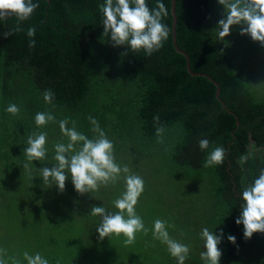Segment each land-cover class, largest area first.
<instances>
[{
	"label": "trees",
	"instance_id": "trees-1",
	"mask_svg": "<svg viewBox=\"0 0 264 264\" xmlns=\"http://www.w3.org/2000/svg\"><path fill=\"white\" fill-rule=\"evenodd\" d=\"M157 2L146 0L150 9ZM161 2L168 9L162 23L169 37L150 57L143 50L134 53L130 46H115L110 33L103 36L99 6L105 0H33L39 7L20 24L22 31L7 38L3 34L13 31L17 21L0 20V160L29 162L28 136L42 132L52 137L45 145L50 154L55 138L68 142L59 128L65 118L68 127L74 121L77 131L94 138L89 121L93 117L112 141L116 163L138 174L160 164L157 170L166 175L169 189L185 193L183 203L172 196L165 216L171 239L178 228L191 236L180 240L196 250L189 251L185 264H204L200 253L205 251V227L217 236L223 233L219 264H264V233L245 239L243 225L235 222L241 215L243 190L264 169V99L221 49L228 36L219 39L218 22L225 17L218 0H175L177 46L188 55L190 71L206 76L186 70L184 56L172 44L171 0ZM30 27L36 29L32 49L26 34ZM213 81L220 88L218 98ZM48 89L54 93L51 103L43 99ZM10 104L20 108L19 115L6 112ZM38 112L51 113L56 122L38 127ZM158 127L164 129L160 136ZM202 139L209 141L204 151L199 148ZM217 146L226 150L223 163L203 167ZM241 156L248 157L243 164ZM143 177L145 194L152 180H162L155 172ZM160 216L151 208L146 216L141 213L148 232H141L134 242L135 254L125 255L128 248L113 235L106 237L107 249L124 250L118 257L123 262L141 254L142 264H177L167 245L153 239L154 221L165 219ZM96 229L90 227V234L98 233ZM229 235L236 238L235 244ZM110 253L114 252L107 258Z\"/></svg>",
	"mask_w": 264,
	"mask_h": 264
},
{
	"label": "clouds",
	"instance_id": "clouds-1",
	"mask_svg": "<svg viewBox=\"0 0 264 264\" xmlns=\"http://www.w3.org/2000/svg\"><path fill=\"white\" fill-rule=\"evenodd\" d=\"M218 4L223 7L225 17L218 22L217 30L221 41L230 35L233 26L239 25L240 35H248L254 42L264 46V0H218ZM38 7L39 4L33 3V0H0V20L15 17L17 21L13 31L3 34L4 38L22 31L20 24L28 21ZM99 8L103 14V36L107 37L110 33L115 46H130L134 53L143 50L146 56L150 57L163 47L169 37V29L162 23V19L168 16V9L161 0H158L155 9H150L146 0H105ZM35 33V27L27 29L30 49L35 48ZM43 99L45 103L52 102L54 93L51 89L44 91ZM6 112L17 116L20 108L10 104ZM153 120L158 123L159 117L155 116ZM89 121L93 125L92 131L97 134L91 139L76 130L74 121L72 127H68L67 118L59 121L60 131L67 137L68 142L55 144L56 165L39 170L43 183L54 181L63 192L70 175L76 192L83 195L98 191L101 186L107 187L110 183H115L123 174L125 191L121 198L114 202L115 208L119 211L113 214L107 212L104 207L93 206L90 214L101 217V223L97 227L101 240L113 234L117 237L123 234L124 244L131 245L135 242L138 232L145 235L148 232L142 218L135 213L138 198L144 191V181L139 175L130 173L126 165L121 167L115 162L112 141L106 137L95 118L89 117ZM49 122H56L55 116L51 113L38 112L35 115V124L38 127H43ZM163 131V127H158L157 136L162 135ZM46 139L47 134L43 132L28 136L25 155L29 162L46 157ZM199 148L201 151L208 149L209 141L200 140ZM225 153L223 147H215L206 157L203 167L222 164ZM247 159V156H241L239 163L243 164ZM242 200L244 203L241 206V215L235 222L237 225H243L245 239H251L254 233H264V169L260 171L258 178L243 190ZM152 231L153 239L167 245L169 254L176 259L177 264H185L189 257V246L170 238L166 222L155 220ZM222 236V232L217 236L207 227L203 228L201 238L205 242V251L200 253V257L204 264H219L222 253L218 245ZM228 240L236 243V238L232 235L228 236ZM3 254L4 250L0 249V264H6ZM24 259L27 264H49L39 253L33 256L25 252Z\"/></svg>",
	"mask_w": 264,
	"mask_h": 264
},
{
	"label": "rangeland",
	"instance_id": "rangeland-1",
	"mask_svg": "<svg viewBox=\"0 0 264 264\" xmlns=\"http://www.w3.org/2000/svg\"><path fill=\"white\" fill-rule=\"evenodd\" d=\"M240 31L241 26H233L228 42L222 44L221 49L225 48L236 72H240L239 75L250 85L253 84L256 88H252L264 99V46L254 42L248 35H240ZM51 138L47 136L46 142ZM60 138L53 140L52 146H49L53 151L42 160L33 163L9 160L8 166L4 160H0V249L4 250L6 261L9 264H27L24 253L28 252L33 256L39 253L49 264H142L141 254L133 256L132 260L120 261L119 253L124 250H119L118 253L110 251V248L107 249L106 237L101 240L98 233L90 234V227L95 230L101 223L100 216L90 214L94 203L105 205L98 207H104L109 213L119 211L114 202L121 198L125 191L123 174L115 183H110L107 187L101 186L98 191L83 195L76 192L70 175L63 192L54 181L43 183L39 170L56 165L55 144L66 143L65 140H59ZM159 168H162L160 164H152L144 174H138L129 167L130 173L142 178H151L154 172L158 177H162V180H152L149 193L145 194L143 191L138 198L135 206L138 216L141 213L146 216L147 209L151 208L155 215L165 218L168 214L166 210L169 211L167 203H171L172 196L180 197L182 203L186 201L185 193L174 194L173 188L169 189L168 179L163 172L157 170ZM144 221H147V218ZM163 221L168 222V219ZM172 234V239L178 242L191 238L183 228H178ZM141 235V232H138L136 239ZM112 238L120 239L117 241L120 244L124 243L125 239L123 234L119 237L113 234ZM133 244L126 246L128 249L124 252L125 255L136 253L131 249ZM189 249L196 253L193 247ZM109 252H114L110 253L111 258H107Z\"/></svg>",
	"mask_w": 264,
	"mask_h": 264
},
{
	"label": "water",
	"instance_id": "water-1",
	"mask_svg": "<svg viewBox=\"0 0 264 264\" xmlns=\"http://www.w3.org/2000/svg\"><path fill=\"white\" fill-rule=\"evenodd\" d=\"M170 13H171V17H172V23H171V35H172V44H173V47L175 49V51L179 54H181L182 56H184L185 60H186V70L188 71V73L192 76H195V75H201V76H206L205 74H198V73H192L190 71V65H189V58H188V55L183 51L181 50L178 46H177V43H176V14H175V0H171V6H170ZM213 84L216 86V92H215V96L216 98L219 97V92H220V88L218 86L217 83H215L213 81ZM224 106V105H223ZM237 125H238V122H237Z\"/></svg>",
	"mask_w": 264,
	"mask_h": 264
},
{
	"label": "crops",
	"instance_id": "crops-1",
	"mask_svg": "<svg viewBox=\"0 0 264 264\" xmlns=\"http://www.w3.org/2000/svg\"><path fill=\"white\" fill-rule=\"evenodd\" d=\"M3 259L6 261L5 256H3ZM6 264H9V263L6 261Z\"/></svg>",
	"mask_w": 264,
	"mask_h": 264
}]
</instances>
